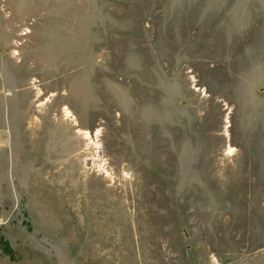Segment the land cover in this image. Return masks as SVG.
<instances>
[{
  "label": "rangeland",
  "instance_id": "obj_1",
  "mask_svg": "<svg viewBox=\"0 0 264 264\" xmlns=\"http://www.w3.org/2000/svg\"><path fill=\"white\" fill-rule=\"evenodd\" d=\"M0 264H264V0H0Z\"/></svg>",
  "mask_w": 264,
  "mask_h": 264
}]
</instances>
